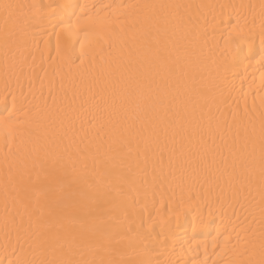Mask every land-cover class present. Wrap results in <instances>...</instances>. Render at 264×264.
I'll use <instances>...</instances> for the list:
<instances>
[{
  "label": "bare ground",
  "instance_id": "obj_1",
  "mask_svg": "<svg viewBox=\"0 0 264 264\" xmlns=\"http://www.w3.org/2000/svg\"><path fill=\"white\" fill-rule=\"evenodd\" d=\"M262 37L264 0H0V264H264Z\"/></svg>",
  "mask_w": 264,
  "mask_h": 264
},
{
  "label": "snow or ice",
  "instance_id": "obj_2",
  "mask_svg": "<svg viewBox=\"0 0 264 264\" xmlns=\"http://www.w3.org/2000/svg\"><path fill=\"white\" fill-rule=\"evenodd\" d=\"M5 11L8 13L9 18L12 15V12L10 10L19 9L22 6L21 5H14V4H4L3 5ZM36 7V6H32ZM163 7V6H162ZM190 22V21H189ZM262 46H264V37H262L261 40ZM160 50H157V55H159ZM166 71L171 72L172 69L167 66L165 63L163 65ZM163 155V154H162ZM62 197H66L68 199H71L72 205H71V212L72 214H84L86 216H96L99 213L100 205L102 203V198L97 196L94 198V203H88L85 200L81 198V194L75 191H67L60 196H58L57 193H51L49 196L50 202L55 205L61 199ZM53 264H72V261L68 260H60L53 262Z\"/></svg>",
  "mask_w": 264,
  "mask_h": 264
}]
</instances>
